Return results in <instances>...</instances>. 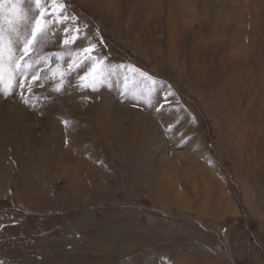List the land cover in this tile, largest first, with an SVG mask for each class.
I'll use <instances>...</instances> for the list:
<instances>
[{
  "label": "rangeland",
  "instance_id": "rangeland-1",
  "mask_svg": "<svg viewBox=\"0 0 264 264\" xmlns=\"http://www.w3.org/2000/svg\"><path fill=\"white\" fill-rule=\"evenodd\" d=\"M58 2L0 9L47 21L0 91V264H264V0Z\"/></svg>",
  "mask_w": 264,
  "mask_h": 264
},
{
  "label": "snow or ice",
  "instance_id": "snow-or-ice-1",
  "mask_svg": "<svg viewBox=\"0 0 264 264\" xmlns=\"http://www.w3.org/2000/svg\"><path fill=\"white\" fill-rule=\"evenodd\" d=\"M13 3V7L17 4H22L23 0H10ZM53 4H57L59 11L56 12L57 19L52 21L53 23H64L66 20L71 19L75 22V17H68L65 11V5L58 0H51ZM4 0H0V9L3 7ZM35 5L40 7V0H34ZM40 16H45V11H40ZM24 20L27 17L24 16ZM12 21L4 20V13L0 10V91L5 94L19 84L20 87H24L23 82L18 81V77L28 75V69L31 67L28 60L24 59V56L28 55L30 50H34V41H37V34H42L47 21L41 23L40 19L35 21V27L32 28L30 38L22 37L21 32L16 27H6V24H11ZM66 39L65 44L75 43L77 40H87L90 47L82 49L83 52L87 53L84 58V62H92V67L89 72L85 73V76L81 77L82 80H86L91 75V83L94 86L98 82V77L102 78L105 69L108 67L103 63V57L97 58L93 55L96 45L91 43L90 38L86 33L80 31L79 26H74L72 29L65 28ZM71 33V40L67 39V35ZM23 43L21 45V40ZM38 42V41H37ZM23 49V55L17 57V53ZM100 63V67H96V62ZM63 75V74H62ZM33 80L38 79L36 76H32ZM87 86V84L85 85Z\"/></svg>",
  "mask_w": 264,
  "mask_h": 264
},
{
  "label": "bare ground",
  "instance_id": "bare-ground-1",
  "mask_svg": "<svg viewBox=\"0 0 264 264\" xmlns=\"http://www.w3.org/2000/svg\"><path fill=\"white\" fill-rule=\"evenodd\" d=\"M80 178H82V177H80ZM79 180V178L77 179V181ZM81 182H82V180L79 182L80 184H81ZM82 185V184H81Z\"/></svg>",
  "mask_w": 264,
  "mask_h": 264
}]
</instances>
